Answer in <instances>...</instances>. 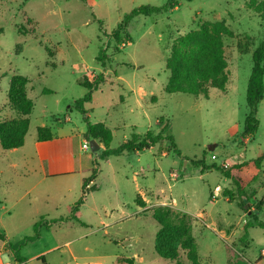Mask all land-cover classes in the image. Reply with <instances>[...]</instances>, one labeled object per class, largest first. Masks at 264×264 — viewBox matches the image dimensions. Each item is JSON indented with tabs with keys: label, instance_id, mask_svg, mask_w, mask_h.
Here are the masks:
<instances>
[{
	"label": "rangeland",
	"instance_id": "374dc122",
	"mask_svg": "<svg viewBox=\"0 0 264 264\" xmlns=\"http://www.w3.org/2000/svg\"><path fill=\"white\" fill-rule=\"evenodd\" d=\"M167 1L0 0V120L19 117L8 100L14 75L29 80L34 103L24 146L0 145V264H43L40 257L46 264H174L156 253L161 225L152 217L155 209L169 210L173 224L191 228L201 264H264V228L246 229L264 224V161L242 196L215 168L264 155V99L257 133L241 136L252 54L264 42V19L253 5L263 0H179L169 12L134 18L121 34L128 40L116 42L113 32L133 9ZM218 21L231 31L223 37L225 88L211 89L209 98L166 93L175 42ZM101 50L104 67L97 61ZM100 74L105 81L83 115L74 105L87 93L79 80ZM88 122L111 129L112 149L150 131L172 135L181 154L170 140L107 157L104 142L93 139L99 149L85 151ZM39 127L54 134L41 150ZM226 190L236 194L233 202ZM38 223L40 237L20 248L25 260L17 263L10 244L34 236Z\"/></svg>",
	"mask_w": 264,
	"mask_h": 264
},
{
	"label": "trees",
	"instance_id": "16d2710c",
	"mask_svg": "<svg viewBox=\"0 0 264 264\" xmlns=\"http://www.w3.org/2000/svg\"><path fill=\"white\" fill-rule=\"evenodd\" d=\"M192 1V0H187ZM179 6V0H168L162 6L142 5L133 9L124 20L120 22L117 29L113 32V37L117 43H124L128 40L122 37V32L129 26L131 21L138 16H151L169 12ZM258 14L264 19V0L253 5ZM231 33L228 26L222 22L206 23L200 29L193 30L188 34L181 36L174 44L171 54L166 61V69L170 71L171 76L165 87L168 94L183 93L194 96H203L209 98L211 89L222 90L228 82L227 62L223 48V37ZM106 54L100 51L97 61L104 67L106 65ZM253 67L248 81L246 102L248 114L245 118L241 136L246 139H252L259 128L258 108L264 99V42L255 49L252 54ZM105 81L104 74L94 76L88 79L83 76L79 84L87 89L84 97L75 101L74 105L83 115L88 114L86 105L93 101V95L99 86ZM29 80L22 75H14L10 81L8 100L14 110L19 114L18 118L12 120H0V145L4 150H14L24 146L26 136L30 127V116L34 109V103L27 94ZM44 93H52L49 89H44ZM86 136L89 140H101L106 149L103 154L109 156H120L125 153H137L150 150L164 140H170L175 147L174 137L169 135L165 137L161 133L154 135L148 131L141 135L133 133L131 138L124 141L118 148L112 149L110 144L113 140V133L110 128L103 123L92 124L88 122ZM54 134L49 127H39L37 130V140L39 142H50ZM175 152L181 154V151L175 147ZM264 155L259 158L251 159L239 163L228 170L222 167H215L229 180L236 188L239 196L245 194L246 182H256L263 168L262 162ZM196 167L202 170L208 169L202 161H193ZM83 181V189L87 182ZM84 195V194H83ZM225 196L230 202H233L236 194L226 190ZM137 204L145 207L146 203L139 196ZM84 203V197L75 204L71 218L77 219L76 213L79 207ZM256 211H261L260 206ZM152 217L161 225L155 242L156 253L174 264H188L181 260V252L185 253L187 261L190 264H201L198 259V251L191 228L188 225H175L171 222L169 210L155 209ZM253 226L264 228V224L248 223L246 229ZM40 223L35 225V235L27 237L22 244H10V248L15 256V261L20 263L25 259L20 256V248L29 241H34L40 237L38 231ZM5 235L0 233V240H4ZM43 264H46L43 257Z\"/></svg>",
	"mask_w": 264,
	"mask_h": 264
},
{
	"label": "crops",
	"instance_id": "0c3cea01",
	"mask_svg": "<svg viewBox=\"0 0 264 264\" xmlns=\"http://www.w3.org/2000/svg\"><path fill=\"white\" fill-rule=\"evenodd\" d=\"M47 143L48 142H39L38 140H37V142L35 143V145H36V147L38 148V149H43L44 147H46L47 146ZM15 150V149H14ZM41 158H45V155H41Z\"/></svg>",
	"mask_w": 264,
	"mask_h": 264
},
{
	"label": "water",
	"instance_id": "95a60500",
	"mask_svg": "<svg viewBox=\"0 0 264 264\" xmlns=\"http://www.w3.org/2000/svg\"><path fill=\"white\" fill-rule=\"evenodd\" d=\"M91 150L96 152L99 149V145H97L96 141L91 139L90 140Z\"/></svg>",
	"mask_w": 264,
	"mask_h": 264
},
{
	"label": "built area",
	"instance_id": "2783aa9c",
	"mask_svg": "<svg viewBox=\"0 0 264 264\" xmlns=\"http://www.w3.org/2000/svg\"><path fill=\"white\" fill-rule=\"evenodd\" d=\"M82 148H83L85 151H89L90 148H91L90 142H89V141H86V142L83 144Z\"/></svg>",
	"mask_w": 264,
	"mask_h": 264
}]
</instances>
